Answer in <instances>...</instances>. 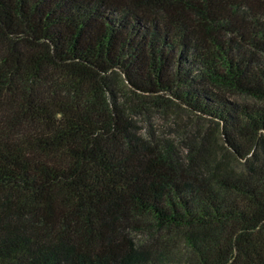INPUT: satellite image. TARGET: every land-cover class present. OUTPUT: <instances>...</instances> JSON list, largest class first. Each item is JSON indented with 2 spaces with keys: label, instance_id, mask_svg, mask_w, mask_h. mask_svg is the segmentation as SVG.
Wrapping results in <instances>:
<instances>
[{
  "label": "trees",
  "instance_id": "trees-1",
  "mask_svg": "<svg viewBox=\"0 0 264 264\" xmlns=\"http://www.w3.org/2000/svg\"><path fill=\"white\" fill-rule=\"evenodd\" d=\"M117 92L243 170L142 139ZM0 264H264V0H0Z\"/></svg>",
  "mask_w": 264,
  "mask_h": 264
},
{
  "label": "rangeland",
  "instance_id": "rangeland-1",
  "mask_svg": "<svg viewBox=\"0 0 264 264\" xmlns=\"http://www.w3.org/2000/svg\"><path fill=\"white\" fill-rule=\"evenodd\" d=\"M126 94V92L124 91ZM118 101L125 104L130 127L142 139L154 142H170L181 155L189 151L195 157V167L211 176L238 173L243 170V160L227 148L220 128L208 120L198 119L184 107L157 108L141 104L138 109L117 92ZM236 103H253L254 99L243 94H229ZM192 148L193 150H190ZM148 233H136L137 238H147Z\"/></svg>",
  "mask_w": 264,
  "mask_h": 264
}]
</instances>
